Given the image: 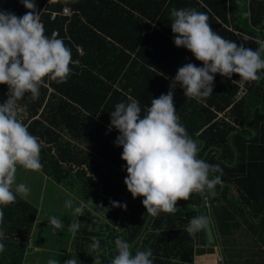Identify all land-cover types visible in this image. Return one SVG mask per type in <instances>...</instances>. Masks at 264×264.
<instances>
[{"label": "trees", "instance_id": "obj_1", "mask_svg": "<svg viewBox=\"0 0 264 264\" xmlns=\"http://www.w3.org/2000/svg\"><path fill=\"white\" fill-rule=\"evenodd\" d=\"M63 7L70 13L49 18ZM172 9L206 13L218 35L253 50L264 43V0H52L42 14L45 34L56 30L71 50L72 72L62 83L46 80L37 99L26 94L18 104L42 143L40 172L82 203L65 261L111 264L119 237L133 255L150 248L153 264H192L197 233L187 228L201 209L224 251L242 229L247 242L264 244V71L253 82L215 74L212 95L203 100L185 96L179 84L174 89L176 114L199 146L197 158L219 166L210 174L221 179L214 194L193 193L174 213L154 217L124 184L119 132L110 125L115 105L134 98L143 116L151 99L168 93L180 67L203 66L174 45ZM0 11L19 17L28 10L21 0H0ZM8 92L0 84V104ZM0 208V264H22L37 208L20 195ZM93 238L99 249L91 248Z\"/></svg>", "mask_w": 264, "mask_h": 264}, {"label": "clouds", "instance_id": "obj_2", "mask_svg": "<svg viewBox=\"0 0 264 264\" xmlns=\"http://www.w3.org/2000/svg\"><path fill=\"white\" fill-rule=\"evenodd\" d=\"M21 3L28 10L23 16L0 11V84L9 89L8 99L0 104V206L5 207L15 203L17 195L29 193L25 184H16L17 169L38 172L43 168L42 143L28 131L21 118L25 109L18 101L26 94L37 99L46 80L62 83L72 72L71 50L62 39L45 34L35 0ZM171 17L174 45L190 51L203 66L187 63L180 67L168 93L151 99L143 116L139 101L131 97L128 103L116 104L110 113V125L119 132L115 144L122 146L121 159L126 164L124 184L133 199L143 197V207L154 217L174 213L177 204L193 193L214 194L221 183L219 175H210L220 171L219 166L197 158L199 146L176 114L173 95L177 84L185 96L203 100L212 95L215 74L227 78L235 74L242 82H253L264 71V43L253 50L226 40L213 30L208 15L195 9H172ZM71 206L67 201L66 207ZM112 206L126 209V204L118 202ZM82 213L83 208L74 209L77 217ZM3 220L0 208V224ZM50 223L56 229L63 227L57 217L50 218ZM207 226V217L197 215L189 221L187 231L195 234ZM78 229L76 220L70 230ZM3 236L0 231V240ZM93 241L91 248L99 249V241ZM4 247L0 243V252ZM115 248L117 255L111 264H153L150 248L133 255L131 245L119 237ZM48 264L58 262L53 259ZM64 264H77V260L70 258Z\"/></svg>", "mask_w": 264, "mask_h": 264}, {"label": "rangeland", "instance_id": "obj_3", "mask_svg": "<svg viewBox=\"0 0 264 264\" xmlns=\"http://www.w3.org/2000/svg\"><path fill=\"white\" fill-rule=\"evenodd\" d=\"M42 177V174H39ZM26 181L30 183L32 189H37L42 196L39 203V218L37 225L30 232L28 238V248L25 250L22 264H48L49 260L55 259L58 264H64L69 253V241L72 235L71 224L76 221L74 214L76 207H81L82 203L78 200H71L72 206L66 207V202L70 200L61 190L55 192L47 187L40 188V182L33 175H26ZM57 217L63 227L56 229L50 223V218ZM234 238L226 245L227 249L221 253L229 254L230 261L222 260L221 264H243V229L234 233ZM39 249L36 250L35 247ZM41 251V252H40Z\"/></svg>", "mask_w": 264, "mask_h": 264}, {"label": "crops", "instance_id": "obj_4", "mask_svg": "<svg viewBox=\"0 0 264 264\" xmlns=\"http://www.w3.org/2000/svg\"><path fill=\"white\" fill-rule=\"evenodd\" d=\"M27 174L33 175L38 179V181L40 182V188L47 187L50 190L52 189L54 192L56 190H61L62 192L65 193L66 196L70 197V201L72 199L74 201L78 200V198L75 195L71 194L66 189H64L63 187H61L60 185L55 184L51 179L43 175L40 171L33 172V171L25 170L23 168H18L16 173V184L23 183L29 188V193L26 197H23L21 195L20 196L31 202L37 208L35 219L31 228V232H32V230L35 228V225H37L38 222V218H39L38 208H39V203L42 202V196L40 195V192H37L38 188L35 190L32 189L33 187H31L30 183L26 181ZM39 174H42L41 178L39 177ZM15 186L16 185H14L13 188H15ZM212 237H213V242L205 245H199L197 244L196 241L193 247L192 264H221V261L225 259H227V261L228 260L230 261L229 254L224 255L223 253H221L223 251V245H221V242L217 240L216 235L214 234L213 231H212ZM28 245L29 243H27V248ZM35 249L38 250L39 248L36 246ZM216 257L220 258L219 262L216 261ZM261 261H263V263ZM243 264H264V244H262L260 241L251 244L250 242H247L245 238H243Z\"/></svg>", "mask_w": 264, "mask_h": 264}, {"label": "built area", "instance_id": "obj_5", "mask_svg": "<svg viewBox=\"0 0 264 264\" xmlns=\"http://www.w3.org/2000/svg\"><path fill=\"white\" fill-rule=\"evenodd\" d=\"M51 1L52 0H35L36 9H37L38 12H40L41 22H42V14L48 12L47 5L50 4ZM69 13H70V11L68 10V8L63 7L60 12H58V11H50L49 18L53 19L58 14L67 15ZM52 36H55L56 38H58L56 30L51 31L50 37H52ZM76 49L78 50L79 48L76 47ZM219 260H220V258L216 257V261L219 262Z\"/></svg>", "mask_w": 264, "mask_h": 264}, {"label": "water", "instance_id": "obj_6", "mask_svg": "<svg viewBox=\"0 0 264 264\" xmlns=\"http://www.w3.org/2000/svg\"><path fill=\"white\" fill-rule=\"evenodd\" d=\"M200 196H201V194H200ZM201 203H202V200H201ZM198 214L199 215H205L206 216L205 209H201L198 212ZM196 241H197V244H199V245H205V244H208V243H212L213 242L212 231H211L209 222H208V226L203 231L197 232Z\"/></svg>", "mask_w": 264, "mask_h": 264}]
</instances>
